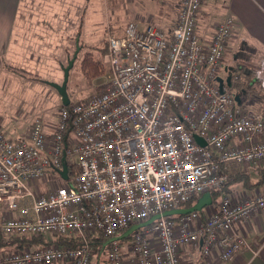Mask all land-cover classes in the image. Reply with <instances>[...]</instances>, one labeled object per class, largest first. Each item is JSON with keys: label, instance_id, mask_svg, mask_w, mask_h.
<instances>
[{"label": "built area", "instance_id": "2783aa9c", "mask_svg": "<svg viewBox=\"0 0 264 264\" xmlns=\"http://www.w3.org/2000/svg\"><path fill=\"white\" fill-rule=\"evenodd\" d=\"M203 3L181 0L170 31L131 22L121 36L110 35L104 90L62 106L53 132L42 120L14 140L0 130L1 234L83 243L73 248L52 240L42 248L4 251L0 264H92L90 239L109 241L222 191L228 182L222 165L248 171L264 163V110L241 106L228 86L231 77L221 76L234 18L217 24L204 43L198 31ZM255 82L264 90V59ZM258 211H264L261 191L162 216L135 232L124 253L119 242L109 243L102 264H188L183 251L197 248L202 264L230 262L249 249L237 225Z\"/></svg>", "mask_w": 264, "mask_h": 264}, {"label": "crops", "instance_id": "0c3cea01", "mask_svg": "<svg viewBox=\"0 0 264 264\" xmlns=\"http://www.w3.org/2000/svg\"><path fill=\"white\" fill-rule=\"evenodd\" d=\"M216 1L217 7H215V11L217 14L218 12L223 13V16L218 23L209 27L207 23L202 24L199 35L204 43H208L217 24L228 17L234 18V33L227 45L225 55V57H232V60L229 62L223 61V72L221 74L222 77H228L232 73L233 68L236 67L240 57H253L256 63L264 59V0ZM54 3L53 1V4H51V0H0V110L6 107L14 109L11 95L28 91L25 85L20 87L16 84L17 78L23 75L11 72L6 66L20 67L28 72L33 68L42 70V68L46 67L45 63L48 58L44 56V53H40V51L28 53L27 45L32 41V45H37L41 49V47L50 43L51 29H54L55 23L49 25V21L46 18L50 16V10L55 9L53 8L55 6ZM128 3V6L132 5L133 19L127 13L126 4L120 9L119 7L122 5L120 0H106L108 7V10L106 9L108 11L107 16L113 29H116L117 36L123 34L127 24L131 21L136 22L141 29L148 24H153L165 31L172 30L178 22L181 0H128ZM208 6L209 0H204L200 18L210 15ZM211 6H213L212 3ZM34 19L36 20L34 21ZM33 40H38L39 43L36 44ZM224 60L226 59L224 58ZM51 82L57 83L56 81L48 80L44 83L49 85ZM53 89L56 91L55 88ZM25 90L27 91L20 92ZM56 93L60 97L57 91ZM19 95H21V98L17 100V103L19 102L18 104L20 105L26 104V101L23 100V98L25 99L24 94ZM236 95L238 103L245 109L264 110V90L253 92L239 91ZM22 108H25V106ZM28 111L30 112L25 116L24 122H18L17 119H14L11 123L6 118L3 120L0 114V130L7 138L14 140L18 139L19 136L29 134L36 120L43 121L47 132L54 131L58 123L60 110L56 116L51 118L43 112L36 119L33 118L34 115H38V113H34L35 109L30 107ZM21 126H25V128L21 129ZM226 169L228 171L227 174L231 175L232 178L228 181L227 187H224L221 192L213 196L215 202H219L226 196L234 198L242 197V195L254 197L257 191L264 192V163L259 167L249 168L248 175L244 176H240V171H243V169L238 165H229ZM49 178L51 179V176ZM49 182L47 179V184ZM47 184L42 182L41 187ZM45 191H48V189H45ZM5 210L4 206H0V218ZM236 230L247 239L249 249H243L238 252L230 262H223L216 258L215 264H264V211H258L243 220L237 225ZM29 239L32 240L26 244V248L31 249L45 247L52 240H56L52 236ZM199 253L198 248L186 249L183 251L184 261L188 264H202ZM53 264L64 263L56 262ZM92 264H96V262L93 261Z\"/></svg>", "mask_w": 264, "mask_h": 264}, {"label": "rangeland", "instance_id": "374dc122", "mask_svg": "<svg viewBox=\"0 0 264 264\" xmlns=\"http://www.w3.org/2000/svg\"><path fill=\"white\" fill-rule=\"evenodd\" d=\"M53 1L55 2V6L53 7L55 9H51L50 16L46 18L49 21V25L55 23L54 29H51L50 43L44 45L41 49H39L37 45H32V41L27 45L28 53L33 51L44 53V56L48 58V61L45 63L46 67L42 68V70L33 68L30 72L23 70L26 72L18 73L23 76L17 78L16 84L20 87L25 85L28 91H20L27 92L11 95L14 109H10V107L1 108L0 114L3 120L6 118L12 123L14 119H17L18 122H24L25 116L30 112L28 111L30 107L31 109H35V114L38 113V115L33 116L35 119L40 117L43 112H45L49 118L56 116L61 109V98L52 87L44 82H46V80L56 81L57 83L63 82L64 74L62 66H68L69 60L73 57L77 49V39H80L79 43L81 50L69 73L67 91L70 101L75 103L84 101L104 90L103 84L106 81L108 72L95 79H90L82 72L80 67L83 59L89 54H91L94 59L102 60L103 55L101 52L107 45L108 37L110 35H118L116 29H113L108 19L106 0H51V4H53ZM120 3L122 4L121 7H119L120 9L126 4L127 13H129V17L133 19L134 15L131 12L132 5L128 6V0H120ZM211 3L213 6H211ZM215 7H217V1L209 0L208 12L210 15L200 18L198 22V31L202 28V24L204 23H207L209 27L219 22L223 13L218 12L217 14ZM35 20L36 19H34V21ZM79 34L81 37L77 38ZM33 41L36 44L39 43L38 40ZM225 59V62H229L232 60V57H225ZM104 67L107 71L108 68L106 66ZM19 69L21 68L19 67ZM19 94H24L25 99L23 98V100L26 101V104L20 105L18 104L19 102L17 103V100L21 98ZM23 106H25V108H22ZM24 128L25 126H21V129ZM47 186L48 184L46 187ZM132 240L133 237L118 241L119 244L123 246V253L126 250V246ZM95 258L96 255H94V257L92 256V262L95 261Z\"/></svg>", "mask_w": 264, "mask_h": 264}, {"label": "trees", "instance_id": "16d2710c", "mask_svg": "<svg viewBox=\"0 0 264 264\" xmlns=\"http://www.w3.org/2000/svg\"><path fill=\"white\" fill-rule=\"evenodd\" d=\"M77 37H81V35L79 34L77 35ZM106 52H107V45L104 48V50L101 52V54L104 56ZM254 59L255 58L253 57H240V59L238 60L236 64V67L233 68L232 73H230V75L228 76V77H231V82H230L231 85L228 84V86L236 94L239 93V91H244V92L259 91V83L257 82L254 83V76H255L256 71L259 68V63L261 60L256 63ZM6 67L11 72H14V73L26 72L19 68L12 67L9 65ZM80 69L90 79H95L97 77L104 75L106 72H108V70L107 71L105 70L102 60L94 59V57L91 54L86 55V57L83 59ZM238 74H239V80L233 81L232 78ZM229 165H238L242 169V167L237 163H229L227 165H222L221 168L223 172L227 175L228 181H230V178H232L231 175L227 174L228 171L226 167ZM243 171H240V176L248 175V171L247 172L245 171L243 172ZM227 184L225 187H227ZM216 193H219V192H214L212 196H214ZM191 204L192 203H188L187 206L190 207ZM39 237H42V236H39ZM29 238H35V237H28V238L27 237H5L1 235L0 236V253L4 251L7 252L6 250L10 249L12 246L14 247L8 251L24 250L27 247L26 244H28L32 240ZM55 241L57 242V244L61 246H69L73 248H78L83 245V243H81L79 239H71L70 237H57ZM90 244L93 247L94 255H96V258H95L96 264H102L104 261L105 254H106V248L109 245V241L103 238L102 235H99L93 239H90Z\"/></svg>", "mask_w": 264, "mask_h": 264}, {"label": "water", "instance_id": "95a60500", "mask_svg": "<svg viewBox=\"0 0 264 264\" xmlns=\"http://www.w3.org/2000/svg\"><path fill=\"white\" fill-rule=\"evenodd\" d=\"M76 45H77L76 46L77 49H76L73 57L69 60L68 66L62 67L63 74H64L62 84L49 83V85L52 86L53 88H55L56 91L58 92V94L60 95L63 106H69V104L71 103L70 98H69V94L67 91V85H68V81H69V73L75 64V61L77 60L78 53L81 50V47L79 45V39H77ZM218 81L220 82V90L222 91L223 87H224L223 81L221 79H219ZM227 81H228V84L231 85V83H230L231 79L228 78ZM236 99L238 101V97ZM194 138H195V141L197 144H199L202 147L206 146V142L204 141V139H202L199 136H195ZM67 172H68V168L66 165H64L63 171L61 172V176L65 179L67 178ZM213 202H214V200H213V196L211 194H209V193L204 194L199 198L197 203L194 204L193 206L183 207V208L176 209V210H170V211L165 212L163 215L154 216L144 223H141V224H138V225L131 227L126 232H124L122 235H119L118 237L110 239L109 243L118 242V241H121L124 239H129L135 232H137L143 228L151 226L155 220L161 218L162 216L163 217H174V216L187 215V214H190V213L195 212V211H201L204 207L211 205Z\"/></svg>", "mask_w": 264, "mask_h": 264}]
</instances>
